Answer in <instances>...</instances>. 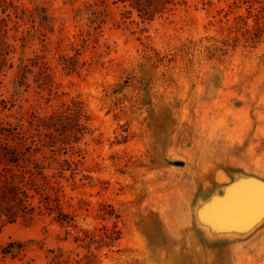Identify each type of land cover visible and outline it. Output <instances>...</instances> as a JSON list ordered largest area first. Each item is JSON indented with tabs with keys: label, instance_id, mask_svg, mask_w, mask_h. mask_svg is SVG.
I'll list each match as a JSON object with an SVG mask.
<instances>
[{
	"label": "rangeland",
	"instance_id": "obj_1",
	"mask_svg": "<svg viewBox=\"0 0 264 264\" xmlns=\"http://www.w3.org/2000/svg\"><path fill=\"white\" fill-rule=\"evenodd\" d=\"M0 40V264H264V186L210 205L264 182V0H0Z\"/></svg>",
	"mask_w": 264,
	"mask_h": 264
},
{
	"label": "trees",
	"instance_id": "obj_2",
	"mask_svg": "<svg viewBox=\"0 0 264 264\" xmlns=\"http://www.w3.org/2000/svg\"><path fill=\"white\" fill-rule=\"evenodd\" d=\"M120 1H122V2L131 1L134 3H138L141 0H120ZM152 13H155V11ZM0 43H1L2 48H3L4 44L2 43L1 40H0ZM2 48H0V51L3 52ZM3 58H4L3 55H0V76L4 72L3 69L5 67V61L3 60ZM31 73H32V71H31L30 66L23 65V61L20 60V63L18 65V71L16 74L17 78L14 81L16 89H19V86L21 87L24 85V83L27 80V77L30 76ZM1 103L3 104V106H5L4 101H2ZM53 119H54V116L48 118V120H51V121ZM38 121H39V119H38ZM15 129H16L15 126H13L9 123H6L5 125H3V128H2V125L0 124V163L5 162L7 164H14L15 161H18L20 156L24 155V153H21V152L19 154V151L15 147H10V144H8V140L11 139V136H9L10 133H8V131L15 130ZM1 135H3V136H1ZM2 138L5 139L4 142H2ZM24 156H26V155H24ZM24 161L25 162L31 161L30 157L26 156ZM8 173H9V171H8ZM3 177H4L3 181L0 179V192L3 194H9V196H11L12 200H18L19 201L20 199H18V196L21 194V192H20V187H18V185L21 183H19V184L15 183V176L11 175L9 178V176L7 175V172Z\"/></svg>",
	"mask_w": 264,
	"mask_h": 264
},
{
	"label": "water",
	"instance_id": "obj_3",
	"mask_svg": "<svg viewBox=\"0 0 264 264\" xmlns=\"http://www.w3.org/2000/svg\"><path fill=\"white\" fill-rule=\"evenodd\" d=\"M174 165H178V166H180V165H182V163L181 162H174L173 163ZM255 186H257L258 188H260V187H262V186H264V182H262V181H260V180H258V179H255V178H245V179H241V180H239L238 181V183L236 184L235 182L234 183H232V184H230L224 191H223V193H222V195L220 196V197H215V198H213L212 199V202L210 203V205L211 204H213V202L215 201V199H218V198H225V197H227V193H228V191H231V190H233V189H236V191L237 190H239V189H243L242 191H244V192H247V193H253L252 195H258V193H260V191L259 190H257L256 188H255ZM241 191V192H242ZM259 191V192H258ZM230 196V195H229ZM263 198V197H262ZM262 203V205L264 204V202H263V200H260ZM264 211V210H263ZM256 214V213H255ZM258 214V213H257ZM254 219L256 220V216H254ZM259 220V219H258ZM253 223H255V221L253 222ZM252 223V224H253ZM218 224L220 225V226H226V228H227V230H230V231H232L233 230V228L234 229H237V230H233V231H242V230H246V229H248L249 227V224L247 225H223V222L222 221H218ZM216 228H218L217 226H215ZM239 227V228H238ZM246 227H248V228H246ZM220 230V229H219Z\"/></svg>",
	"mask_w": 264,
	"mask_h": 264
}]
</instances>
